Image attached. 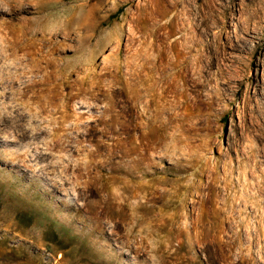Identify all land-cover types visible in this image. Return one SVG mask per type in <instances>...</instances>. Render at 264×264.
I'll return each mask as SVG.
<instances>
[{"label":"rangeland","instance_id":"1","mask_svg":"<svg viewBox=\"0 0 264 264\" xmlns=\"http://www.w3.org/2000/svg\"><path fill=\"white\" fill-rule=\"evenodd\" d=\"M0 264H264V0H0Z\"/></svg>","mask_w":264,"mask_h":264}]
</instances>
